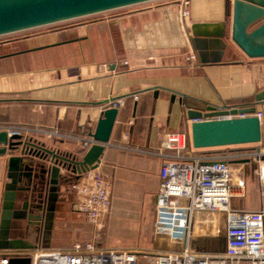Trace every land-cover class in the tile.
Returning <instances> with one entry per match:
<instances>
[{"label":"crops","instance_id":"0c3cea01","mask_svg":"<svg viewBox=\"0 0 264 264\" xmlns=\"http://www.w3.org/2000/svg\"><path fill=\"white\" fill-rule=\"evenodd\" d=\"M181 1L159 0L71 25L69 21L17 33L9 39L13 43L0 49L2 125L88 137L101 112L111 109V101L123 103L116 109L98 164L111 185V207L101 220L102 228L72 209L75 197L72 201L69 188L77 179L60 169L58 199L47 232L46 196L36 210L30 193L17 197L8 239L29 248L22 250L70 249L87 242L104 249H155L152 228L162 161L131 149L156 150L170 133H184L193 149L188 107L179 104L180 97L228 108L248 107L256 97L264 98V58L247 57L231 41V18L222 41L192 35L194 24L226 20L225 0H188L186 20L180 17ZM202 43L204 50L199 49ZM256 112L264 113V99ZM26 136L62 153L80 151L72 140ZM261 136L264 139V127ZM7 158L0 157V232L4 186L9 181ZM10 251L0 249V255ZM142 262L139 259L138 264Z\"/></svg>","mask_w":264,"mask_h":264},{"label":"built area","instance_id":"2783aa9c","mask_svg":"<svg viewBox=\"0 0 264 264\" xmlns=\"http://www.w3.org/2000/svg\"><path fill=\"white\" fill-rule=\"evenodd\" d=\"M180 17H189V1L180 2ZM15 35V34H13ZM13 35L0 37L4 39ZM14 40L0 41V49ZM126 64V62H124ZM111 108L123 106L111 101ZM261 129L264 113L256 112ZM232 116L192 120L231 119ZM0 132L11 135H44L58 140L77 142L85 153L98 144L91 137L66 134L56 129H32L0 124ZM246 149H189L184 133L165 135L158 149H131L137 154L161 159L159 186L156 194L152 242L155 249L136 251L104 249L95 242L75 243L70 249L36 248L11 250L0 255V264L12 258H30L31 264H264V139ZM230 147V146H228ZM255 166L260 192L256 210L233 209L231 200L246 196V183L235 166ZM236 173V174H235ZM76 202L72 209L85 221L99 227L111 207V185L98 167L82 174L72 185ZM224 239L221 253L201 252L195 244L202 240Z\"/></svg>","mask_w":264,"mask_h":264},{"label":"water","instance_id":"95a60500","mask_svg":"<svg viewBox=\"0 0 264 264\" xmlns=\"http://www.w3.org/2000/svg\"><path fill=\"white\" fill-rule=\"evenodd\" d=\"M154 1L159 0H0V37ZM225 4L224 22L194 24L191 27L192 35L214 42L222 41L227 36V21L231 18L228 31L231 41L247 57L264 58V0H225ZM205 47L202 43L199 49L204 50ZM175 97V94L171 96L172 103ZM262 97H256L255 103L243 108L217 107L195 100L188 102L186 97H180L179 104L188 107L186 115L190 121L232 116L231 119L191 123L192 148L208 149L259 143L262 139L261 127L254 114L256 106L264 99ZM116 115L117 110L113 108L101 112L94 130L88 134L98 144L91 146L85 153H62L46 147L45 143L38 142L33 137L16 134L8 136L6 132H0V157L8 156L6 178L9 180L4 186L2 198L0 249H29L20 241L8 239L15 202L21 194L26 196L30 193V198L35 202L32 205L34 210L40 208V201H36V198L46 196L47 232L52 224L58 199L59 183L62 179L60 169L71 173L77 180L82 174L96 169L105 145L109 142ZM15 152H19L20 156H13ZM9 264H31V260L27 257L12 258Z\"/></svg>","mask_w":264,"mask_h":264},{"label":"rangeland","instance_id":"374dc122","mask_svg":"<svg viewBox=\"0 0 264 264\" xmlns=\"http://www.w3.org/2000/svg\"><path fill=\"white\" fill-rule=\"evenodd\" d=\"M79 21H83V20H81V19L74 20V21L70 22V24H68V25H71V23H78ZM63 26L64 25L62 24V26L59 25L58 27H63ZM12 37H14V36H10V37L4 38V39H0V41L3 42L5 40H9V39H12ZM255 146H256L255 144H252V146L238 145V146H230V147H225V148H220V149L228 151L230 149H246V148L255 147ZM234 169H237L240 171L239 176L243 177V179L246 183V196H245V198H242V199L231 200V204H230L231 207L233 209H240V208H245L248 210L258 209L260 207V192H259L258 180H257V177L254 173L255 166L252 164H249V165H245L243 167L235 166ZM72 191H73V189L69 188V192L72 193V198H73L72 201H74V197H75L74 202H76V199H77L76 194ZM109 210L106 212V214L102 218L107 217ZM102 221H101L100 226H99L100 228H102ZM210 245H211L212 249L208 251V248ZM224 246H225V243H224L223 238L222 239L221 238L216 239V240H213V239L203 240V241L199 242V247L197 248V250H199L201 252L221 253L224 250ZM205 250H207V251H205ZM140 261H143L145 263L146 260L141 258ZM143 262H142V264H143Z\"/></svg>","mask_w":264,"mask_h":264},{"label":"flooded vegetation","instance_id":"af4514ba","mask_svg":"<svg viewBox=\"0 0 264 264\" xmlns=\"http://www.w3.org/2000/svg\"><path fill=\"white\" fill-rule=\"evenodd\" d=\"M43 198H44V197H42L41 199H37V198H36V201H40V202H39V205H40V206L43 204V201H44Z\"/></svg>","mask_w":264,"mask_h":264}]
</instances>
